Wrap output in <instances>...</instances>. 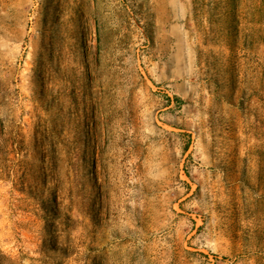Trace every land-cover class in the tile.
I'll return each instance as SVG.
<instances>
[{"label": "rangeland", "instance_id": "rangeland-1", "mask_svg": "<svg viewBox=\"0 0 264 264\" xmlns=\"http://www.w3.org/2000/svg\"><path fill=\"white\" fill-rule=\"evenodd\" d=\"M0 264H264V0H0Z\"/></svg>", "mask_w": 264, "mask_h": 264}, {"label": "bare ground", "instance_id": "bare-ground-1", "mask_svg": "<svg viewBox=\"0 0 264 264\" xmlns=\"http://www.w3.org/2000/svg\"><path fill=\"white\" fill-rule=\"evenodd\" d=\"M50 4H52V5L50 6L51 9H50V7H48L50 10H49V13L47 14L49 18L51 17V15H52V13H53V11H54V7H55L53 1H52ZM55 9H56V8H55Z\"/></svg>", "mask_w": 264, "mask_h": 264}]
</instances>
